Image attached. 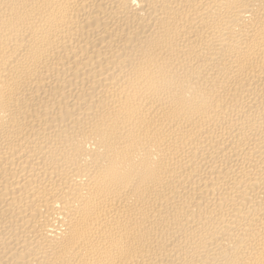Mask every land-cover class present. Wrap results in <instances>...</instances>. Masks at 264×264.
<instances>
[{"label": "bare ground", "instance_id": "1", "mask_svg": "<svg viewBox=\"0 0 264 264\" xmlns=\"http://www.w3.org/2000/svg\"><path fill=\"white\" fill-rule=\"evenodd\" d=\"M0 264H264V0H0Z\"/></svg>", "mask_w": 264, "mask_h": 264}]
</instances>
